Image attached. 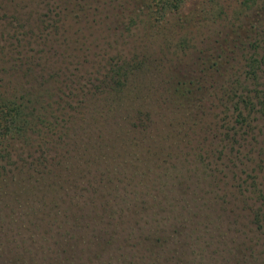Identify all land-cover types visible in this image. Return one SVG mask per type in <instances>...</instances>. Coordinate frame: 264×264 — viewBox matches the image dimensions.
<instances>
[{
	"label": "trees",
	"instance_id": "16d2710c",
	"mask_svg": "<svg viewBox=\"0 0 264 264\" xmlns=\"http://www.w3.org/2000/svg\"><path fill=\"white\" fill-rule=\"evenodd\" d=\"M83 1H0V196L38 214L21 223L0 219V240L7 235L8 243L0 245V264H165L174 237L168 232L160 239L163 248L155 241L166 231L163 219L178 210L165 165L178 157L199 163L203 173L211 170V178L222 181L231 173L251 228L264 243V183L257 170L263 167H256L261 151L255 150L264 134V17L251 28L255 39L242 43L241 76L226 67V53L203 62L195 90H213L209 96L228 113L224 124L200 126L197 133L199 119L189 105L192 78L168 77L170 103L162 116L150 105L138 79L149 65L147 51L118 49L82 82L86 72L79 77L83 67H72L69 57L76 54L69 55V39L85 40L82 23L101 10L99 0H92V10ZM182 1L143 5L159 21ZM242 2L247 9L264 6L263 0ZM137 16L131 17L135 25ZM175 108L182 111L178 118ZM179 120L192 128V138L178 130L184 127ZM174 125L176 132L169 128ZM248 168L255 177L240 180ZM212 198L202 194L192 201L203 211ZM26 224L27 235L19 231ZM16 237V249L8 247Z\"/></svg>",
	"mask_w": 264,
	"mask_h": 264
},
{
	"label": "rangeland",
	"instance_id": "374dc122",
	"mask_svg": "<svg viewBox=\"0 0 264 264\" xmlns=\"http://www.w3.org/2000/svg\"><path fill=\"white\" fill-rule=\"evenodd\" d=\"M8 1L2 0V3L6 4ZM83 2L84 9L89 6L91 10L94 9L92 0ZM13 3L15 2L9 3L12 10L15 8ZM98 3L101 10L97 11L95 16L90 15L92 19H89L88 23H82L86 39L80 38L77 43L72 41L74 38L69 39L73 47V51L68 50L69 55L76 54L74 58L70 56L69 60H74L72 67L77 65L83 67V70L77 71L79 77L86 72L83 75V83L87 81L89 73L107 64L118 49L126 52L136 50L140 54L147 51L150 54L149 65L138 79L143 81L142 86L144 93L147 94V100H151L150 105H154V110L160 116L170 103L167 98L170 95L165 89L168 86L166 81L169 76L178 75L182 81L190 78L194 81V84L190 85L193 92L189 94L191 99L189 105L192 104L190 108L194 109L195 119H199L197 133L203 131L200 126H213L217 121L220 125L224 124L222 119H227L228 110L224 108L220 111L216 106L217 102L208 94L213 90L203 92L195 90V85H199L196 81L197 73L201 67L207 66L205 63L210 64L223 52L226 53L224 59L228 60L226 67L237 70L241 76L244 62L241 56L242 43L255 39L250 38L251 28L260 24L264 17V6L261 2L259 6L247 9L242 0H183L178 9L169 12L159 21L147 15L143 0H99ZM136 15L137 25L131 18ZM77 33L79 36L80 32ZM182 39L184 40L180 42ZM81 43H84V47L80 46ZM166 43H171L170 48H165ZM232 43L237 45L233 52ZM61 46L60 49L63 51L67 48ZM83 48H86L85 51ZM220 73L222 74V71ZM210 83V80L203 82V88H208ZM249 88H253V85ZM150 94L153 96H148ZM174 111L177 118L182 114L177 108ZM167 117L163 118L167 121ZM166 123L171 124V121ZM183 126L178 130L192 138L194 136L192 128L184 122ZM176 127L174 125L169 128L176 132L174 130ZM258 139L259 143L256 144L255 150L260 149L261 157H258L260 161L256 167L259 165L263 167L257 170L259 179L264 183V134L259 135ZM222 146L223 144H220L218 148L221 149ZM228 149L229 147L223 148L222 151ZM208 160L206 159L207 163ZM165 165L168 167V173L172 175L170 179L174 182L175 190L170 195L178 198L176 205L178 210L170 213L171 218L163 219L162 228L166 231L159 234V239L155 241V245L159 244L163 248L164 242L159 240H163L168 232L174 237L167 248L169 254H165V264H264V243L260 238L261 234L251 228L248 211L244 204L242 205V195L239 196L238 189L234 187L238 180L231 179V173L222 181L217 176L211 178L209 176L211 170L207 169L208 173H203L199 163L193 160L184 162L180 157L166 162ZM246 170L247 173H242L240 180L243 178L251 181L255 177V172L252 168ZM209 184L213 185L214 189ZM202 194L213 197L203 211L195 206L194 202L197 203V200L192 201V197L198 199ZM172 196H169L170 199ZM182 205L189 206L182 209ZM37 215L22 205L14 206L10 200L4 202L0 196V219L8 220L13 217L21 223L26 217L35 221ZM47 221L48 219L46 224ZM2 223L5 224V221ZM28 227L26 224L19 231L22 230L27 235ZM2 239L1 246L8 244L4 242L7 235H3ZM18 240L19 237H16V241H10L8 247L15 248ZM62 255L64 257L65 253Z\"/></svg>",
	"mask_w": 264,
	"mask_h": 264
}]
</instances>
